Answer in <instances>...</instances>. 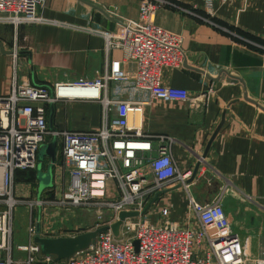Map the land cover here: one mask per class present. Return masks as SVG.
I'll return each mask as SVG.
<instances>
[{"label": "crops", "instance_id": "0c3cea01", "mask_svg": "<svg viewBox=\"0 0 264 264\" xmlns=\"http://www.w3.org/2000/svg\"><path fill=\"white\" fill-rule=\"evenodd\" d=\"M204 4L203 0L157 2L156 25L182 37L185 51L180 68L164 71V84L185 89L193 98L208 97L199 102H155L145 108L141 120L137 115L144 132L176 139L172 154L183 173L193 174L199 161L204 162L196 178L188 181L190 188L176 185L164 192L152 214L166 207L171 221L191 225L192 198L208 204L231 189L238 198L230 202L225 194L224 207L234 231L252 257L264 258V0L216 6L214 14ZM140 10V0H44L40 12L47 22L0 24V47L8 52L0 53V98L9 94L12 54L19 50L20 81L51 87L119 76L128 81H109L101 90L103 98L147 102L148 90L134 83L137 64L113 37L123 21L137 20ZM224 71L235 81L222 79ZM211 84L214 90L208 93ZM46 109L50 130L90 132L103 126V106L98 101H61ZM45 159L43 167L48 170L51 160ZM61 167L58 147L54 186L62 180ZM38 168L16 173V198L34 203L52 197V188L40 196ZM78 212L65 216L53 208L19 206L14 250L30 255L36 245L30 229L39 224L45 238L83 234L76 232L80 216L71 217Z\"/></svg>", "mask_w": 264, "mask_h": 264}, {"label": "built area", "instance_id": "2783aa9c", "mask_svg": "<svg viewBox=\"0 0 264 264\" xmlns=\"http://www.w3.org/2000/svg\"><path fill=\"white\" fill-rule=\"evenodd\" d=\"M203 1L206 11L214 14L216 6L246 0ZM140 2L139 18L123 21L118 35L113 37L138 66L134 83L148 90L150 99L145 103L102 97L101 90L109 81H128L125 77L80 80L51 87L20 81V51L13 52L10 91L0 98V170L5 188L0 191V264H19L13 260L14 216L19 206L53 208L68 215L93 212L100 224L104 214L109 213L110 227L123 212L142 213L157 193L176 185L190 188L188 181L194 173H183L173 158L176 139L144 132L137 115L142 118L145 108L155 102H199L208 96L193 98L185 89L164 84V71L180 68L184 63L183 39L156 25L158 0ZM43 3L44 0H0V24L18 27L45 23L47 20L40 12ZM76 89L97 94L61 95L63 90ZM213 90L211 84L208 93ZM61 101L101 102L103 126L90 132L50 130L46 107ZM55 139L61 141L64 172L61 182L51 190L55 196L34 203L16 198V173L37 170L40 149ZM203 163L201 159L199 164ZM224 200V191L208 204L192 198L190 212L195 218L188 219L191 225L184 227L169 219L170 210L166 207L158 215L150 211L126 219L119 237L111 230L103 232L95 244L62 264H264V258L250 255L242 237L234 231ZM126 233L133 237L126 239ZM30 235H35L34 228ZM135 241L139 242L138 251ZM39 255V247L31 246L29 264H56L54 257L41 255L40 259Z\"/></svg>", "mask_w": 264, "mask_h": 264}, {"label": "water", "instance_id": "95a60500", "mask_svg": "<svg viewBox=\"0 0 264 264\" xmlns=\"http://www.w3.org/2000/svg\"><path fill=\"white\" fill-rule=\"evenodd\" d=\"M0 53L5 54L3 47H0ZM228 76V77H227ZM222 79L228 78V81H235L233 76H229L227 72H222ZM57 153H58V141L55 139L53 142L48 144L45 148L44 156L45 158H49L51 160V164L48 168V175L50 177V181L45 183L40 180V196L45 189L53 188L54 186V168L57 161ZM201 165L198 164L194 171L193 179L198 174ZM164 193V192H163ZM162 192L157 193L155 197L149 202L146 208L142 213L138 212H123L119 216V221L112 226H106L102 228L95 229L94 231L86 232L81 235L75 237H62V238H45L41 236V227L40 224L37 225L34 235V242L39 247V252L44 257H54V262L56 264L68 260L71 257L75 256L77 253L88 249L91 245L95 244L96 239L99 234L111 230L115 237L120 236V231L123 222L129 218H137L141 215L147 214V212L152 208V206L158 201L160 196L163 194ZM134 246L136 250L139 249V242L135 241Z\"/></svg>", "mask_w": 264, "mask_h": 264}, {"label": "rangeland", "instance_id": "374dc122", "mask_svg": "<svg viewBox=\"0 0 264 264\" xmlns=\"http://www.w3.org/2000/svg\"><path fill=\"white\" fill-rule=\"evenodd\" d=\"M60 143H61V141L58 140V147H60ZM46 146L47 145H44L40 149L38 174H39V177H40V179L42 181H44L45 183H48L50 181V177L48 175V171L45 170L44 167H43L44 165H46V163H45L46 159H45V156H44V152H45ZM51 194H53V193H51ZM225 194L229 198L230 202H234L235 201V197L238 198L237 194L234 191H232L231 189H229ZM54 196L55 195L53 194L52 197L51 196L49 197V199H52ZM238 201L241 202V201H244V200L240 199ZM241 204L243 206H245V207L248 205V203H246L245 201L241 202ZM153 207L154 206H152V208L147 213H149L150 211L153 212ZM64 215L68 216V214H64ZM72 216H74L73 219L79 218V216L81 218V219L79 218V220L81 222L79 224L80 228H78V231H76L77 233H84V232L94 231L95 229H97V227L99 225H102V226L106 227L108 225V223L110 221H112L111 220V216L112 215L109 214V213H105L103 218H101L102 219L101 220L102 224L99 223L100 222L99 221V217L93 212H86V211L81 212L80 211V212L76 213L75 215H71V217ZM132 237H133V234L126 233V239L127 238H132ZM39 256L38 257L41 259L42 256L41 255H39ZM13 260H14V262L19 263V264H29V255L26 252L24 253L22 250H14ZM62 262H60L58 264H62Z\"/></svg>", "mask_w": 264, "mask_h": 264}, {"label": "bare ground", "instance_id": "6f19581e", "mask_svg": "<svg viewBox=\"0 0 264 264\" xmlns=\"http://www.w3.org/2000/svg\"><path fill=\"white\" fill-rule=\"evenodd\" d=\"M89 94H92V95H96L97 92L96 91H85V90H79V89H76V90H71V91H61V95H67V96H72V97H80V96H86V95H89ZM140 120H141V116H140ZM140 120L138 121V118H137V121L138 123L140 122ZM131 122H132V119H131ZM0 191L1 192H4L5 191V188L3 186V182H2V170H0Z\"/></svg>", "mask_w": 264, "mask_h": 264}]
</instances>
